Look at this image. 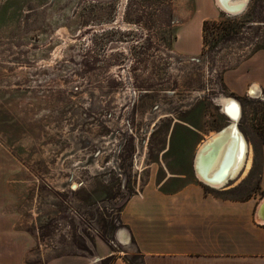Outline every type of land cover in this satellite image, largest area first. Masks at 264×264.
I'll return each mask as SVG.
<instances>
[{"label": "rangeland", "instance_id": "obj_1", "mask_svg": "<svg viewBox=\"0 0 264 264\" xmlns=\"http://www.w3.org/2000/svg\"><path fill=\"white\" fill-rule=\"evenodd\" d=\"M240 1L188 56L176 38L196 0H0V264H143L122 210L149 184L207 186L195 158L233 123L223 97L256 152L225 188L260 198L264 96L224 82L264 51V0Z\"/></svg>", "mask_w": 264, "mask_h": 264}, {"label": "crops", "instance_id": "obj_2", "mask_svg": "<svg viewBox=\"0 0 264 264\" xmlns=\"http://www.w3.org/2000/svg\"><path fill=\"white\" fill-rule=\"evenodd\" d=\"M223 12L216 0H196L194 15L177 32L178 52L200 54L204 23L219 19ZM224 82L239 97H246L249 90L254 91V98L264 96V51L226 72ZM247 152L231 184H241L253 174L256 152L251 146ZM261 158L259 199L234 197L235 185L207 190L196 181L172 191L149 184L130 198L121 220L143 264H264V221L257 217L258 201L264 198V144ZM175 180L182 182L180 177L172 178Z\"/></svg>", "mask_w": 264, "mask_h": 264}, {"label": "bare ground", "instance_id": "obj_3", "mask_svg": "<svg viewBox=\"0 0 264 264\" xmlns=\"http://www.w3.org/2000/svg\"><path fill=\"white\" fill-rule=\"evenodd\" d=\"M216 1L217 5L229 14H240L246 6V2L240 0ZM249 91V95L254 97V91ZM218 103L223 113L228 115L233 123L222 131L208 136L207 140L200 144L195 158V171L198 178L213 189H223L230 181L235 180L249 147L237 127L241 117L240 105L235 100L224 97L219 99ZM259 218L264 221V204L260 207ZM124 237L125 234L121 232L119 239L126 242Z\"/></svg>", "mask_w": 264, "mask_h": 264}, {"label": "trees", "instance_id": "obj_4", "mask_svg": "<svg viewBox=\"0 0 264 264\" xmlns=\"http://www.w3.org/2000/svg\"><path fill=\"white\" fill-rule=\"evenodd\" d=\"M210 22L209 21H206L205 23H204V34H206V32H207V27H208V24H209ZM214 24H218V22H214Z\"/></svg>", "mask_w": 264, "mask_h": 264}, {"label": "water", "instance_id": "obj_5", "mask_svg": "<svg viewBox=\"0 0 264 264\" xmlns=\"http://www.w3.org/2000/svg\"><path fill=\"white\" fill-rule=\"evenodd\" d=\"M221 131H222V130H221ZM262 204H264V201L261 203V205H262ZM261 205H260V207H261ZM260 207H259V209H258V213H257L258 221H261L260 218H259Z\"/></svg>", "mask_w": 264, "mask_h": 264}, {"label": "built area", "instance_id": "obj_6", "mask_svg": "<svg viewBox=\"0 0 264 264\" xmlns=\"http://www.w3.org/2000/svg\"><path fill=\"white\" fill-rule=\"evenodd\" d=\"M264 201V200H263ZM261 205V204H260ZM260 207V206H259ZM259 207H258V209H259Z\"/></svg>", "mask_w": 264, "mask_h": 264}]
</instances>
